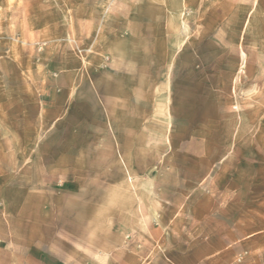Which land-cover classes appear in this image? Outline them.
<instances>
[{
    "label": "rangeland",
    "instance_id": "obj_1",
    "mask_svg": "<svg viewBox=\"0 0 264 264\" xmlns=\"http://www.w3.org/2000/svg\"><path fill=\"white\" fill-rule=\"evenodd\" d=\"M89 190L139 264H264V0H0V246Z\"/></svg>",
    "mask_w": 264,
    "mask_h": 264
},
{
    "label": "crops",
    "instance_id": "obj_2",
    "mask_svg": "<svg viewBox=\"0 0 264 264\" xmlns=\"http://www.w3.org/2000/svg\"><path fill=\"white\" fill-rule=\"evenodd\" d=\"M63 154L75 152L63 151ZM37 181H24L22 185L28 187ZM76 181L73 179L70 186L76 187ZM105 185L126 187L127 182L119 178ZM37 196L35 198L32 192H26L24 198L18 201L23 205L12 217L18 228L9 234L10 247L0 246V264H122L123 259L127 264L140 263L141 257L138 255H125L132 247L125 244L123 236L135 233L134 226L127 223L125 232H121L119 226L114 233L113 229L107 233L100 230L96 212V206L100 204H97L98 199L90 190L83 196V202L89 204L85 207L88 214L80 211L81 206L74 204L73 196H48L45 193ZM152 212L148 210L147 219L146 216L140 217L143 226L150 224ZM138 220L140 222L137 217ZM158 226L161 227L160 224ZM158 226L154 224L147 228V232L151 236L159 235Z\"/></svg>",
    "mask_w": 264,
    "mask_h": 264
}]
</instances>
